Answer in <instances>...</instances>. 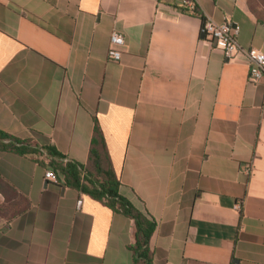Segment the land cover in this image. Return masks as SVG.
<instances>
[{
  "label": "crops",
  "instance_id": "0c3cea01",
  "mask_svg": "<svg viewBox=\"0 0 264 264\" xmlns=\"http://www.w3.org/2000/svg\"><path fill=\"white\" fill-rule=\"evenodd\" d=\"M198 9L0 0V130L87 165L98 124L121 196L157 223L153 264H264V79L250 81L247 55L264 53V23L247 0ZM205 20L231 22L243 52L227 59ZM46 171L0 151V175L31 204L0 220V264H135L134 221Z\"/></svg>",
  "mask_w": 264,
  "mask_h": 264
},
{
  "label": "trees",
  "instance_id": "16d2710c",
  "mask_svg": "<svg viewBox=\"0 0 264 264\" xmlns=\"http://www.w3.org/2000/svg\"><path fill=\"white\" fill-rule=\"evenodd\" d=\"M251 12L264 23V0H247ZM194 14L201 16L198 6ZM0 151L11 152L38 163L46 170H52L58 177L60 186L68 187L88 195L103 203L115 213L127 216L134 221L135 237L131 250L135 264H153L154 253L151 239L157 229L156 221L147 213L137 209L129 200L121 196V181L117 175L106 142L98 124L87 165H81L68 159L56 148L41 147L31 140H22L0 130ZM0 193L4 203L0 206V220L11 223L28 211L29 200L21 195L0 175Z\"/></svg>",
  "mask_w": 264,
  "mask_h": 264
},
{
  "label": "built area",
  "instance_id": "2783aa9c",
  "mask_svg": "<svg viewBox=\"0 0 264 264\" xmlns=\"http://www.w3.org/2000/svg\"><path fill=\"white\" fill-rule=\"evenodd\" d=\"M198 2L199 0H181V5L194 13ZM204 33L206 37L215 42L216 46L224 52L226 58L229 60L234 59L238 54L243 52L238 44L239 30L238 28H234L231 22L215 24L210 20H205ZM124 46V36L118 32H113L108 51V60L115 63L120 62ZM247 55L251 62L249 79L253 83H258L264 79V53L249 51ZM45 178L54 184H59V181L63 179L62 176L58 177L52 170L46 171ZM235 209L240 211L241 204H236Z\"/></svg>",
  "mask_w": 264,
  "mask_h": 264
}]
</instances>
